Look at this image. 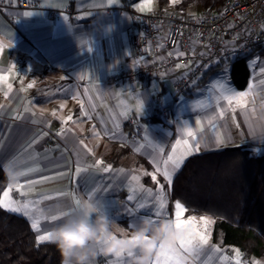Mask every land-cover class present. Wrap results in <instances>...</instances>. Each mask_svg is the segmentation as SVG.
Returning <instances> with one entry per match:
<instances>
[{
	"label": "crops",
	"instance_id": "obj_1",
	"mask_svg": "<svg viewBox=\"0 0 264 264\" xmlns=\"http://www.w3.org/2000/svg\"><path fill=\"white\" fill-rule=\"evenodd\" d=\"M11 1L13 7L0 9V165L12 160L25 173L9 181L5 191L13 183L12 196H36L50 214L64 216L47 220L50 224L43 223L41 231L75 212L77 199L92 196L114 221V229L123 230L118 234L131 239L142 217L174 218L172 180L190 156L235 146L264 155L261 52L246 59L250 76L243 89L232 78L210 82L221 75H211L219 69L231 68V73L232 61L211 68L215 71L205 82L187 93L209 86L210 97L192 112L176 111L172 71L140 76L135 85L111 81L139 63L152 68L157 59L168 57L164 51L155 55L150 50L145 58L133 52L135 26L126 8L149 12L185 6L196 13L207 7L183 5L184 0H41L45 8L57 10L51 16L44 8L20 9V0ZM229 96L234 97L231 103ZM161 103L173 107L167 119L157 115ZM77 168L82 169L78 174ZM166 169L171 183L164 177ZM48 198L51 205L45 203ZM188 215L184 207L181 216ZM209 217L213 227L216 219ZM109 258L116 261L117 256ZM101 259L99 255L96 261Z\"/></svg>",
	"mask_w": 264,
	"mask_h": 264
},
{
	"label": "trees",
	"instance_id": "obj_2",
	"mask_svg": "<svg viewBox=\"0 0 264 264\" xmlns=\"http://www.w3.org/2000/svg\"><path fill=\"white\" fill-rule=\"evenodd\" d=\"M224 0H184L208 9ZM264 55V51L261 52ZM247 57L232 60L235 87L249 81ZM205 74L203 82L208 78ZM172 180L171 197L187 214L215 217L214 241L239 247L245 257L264 255V155L241 146L197 153L190 156ZM0 165V202L8 186ZM29 220L6 210L0 203V264H62L51 241L37 243Z\"/></svg>",
	"mask_w": 264,
	"mask_h": 264
},
{
	"label": "built area",
	"instance_id": "obj_3",
	"mask_svg": "<svg viewBox=\"0 0 264 264\" xmlns=\"http://www.w3.org/2000/svg\"><path fill=\"white\" fill-rule=\"evenodd\" d=\"M0 0V9L13 7ZM20 9H46L41 0H20ZM135 26L131 34L133 52L148 57L167 52L152 68L139 63L133 71L114 75L112 82L135 85L140 76L174 72L177 94L189 93L219 62H229L264 51V0H224L219 6L193 13L185 6L175 10L139 11L126 8ZM183 53V55H181ZM173 107L157 106V115L167 119ZM132 120V116H129Z\"/></svg>",
	"mask_w": 264,
	"mask_h": 264
},
{
	"label": "clouds",
	"instance_id": "obj_4",
	"mask_svg": "<svg viewBox=\"0 0 264 264\" xmlns=\"http://www.w3.org/2000/svg\"><path fill=\"white\" fill-rule=\"evenodd\" d=\"M3 168L10 182L19 178L21 172L12 160L6 161ZM79 201L76 211L51 230V242L59 250L62 264H95L100 254L122 249L131 252L132 264H151L161 245L179 239L180 228L175 220L145 216L135 226L133 242L118 234L123 230L114 229V221L97 199L83 196Z\"/></svg>",
	"mask_w": 264,
	"mask_h": 264
},
{
	"label": "rangeland",
	"instance_id": "obj_5",
	"mask_svg": "<svg viewBox=\"0 0 264 264\" xmlns=\"http://www.w3.org/2000/svg\"><path fill=\"white\" fill-rule=\"evenodd\" d=\"M249 65L253 72L252 81L254 82L255 76H256V73H255L256 68H255L254 63L252 62ZM230 69L231 68L219 69V71L211 74L212 76L214 74H221V75H218V76L216 75L215 77H212V81L210 82H227L231 80L232 77L230 74ZM208 87H204V88H201V86L196 87L194 88L195 90L191 94H187V93L178 94V96L175 98V101L173 102L177 109L176 111L183 113L184 110H189L188 112H192L197 107H200L210 97ZM12 186H13V183L11 184V187ZM6 191H9V198L13 202L12 207L13 208L20 207L22 209L19 212L11 211L8 208H5L6 210L12 213L25 216L26 218H29L31 224L34 220L38 221L39 231L33 229L37 237L39 235H44L47 232H51L52 229L48 231L40 230L43 223L45 225L50 224L47 222V220H51L50 217L54 216L50 214L51 210H47L44 208L43 202H41V200H37L36 196H28V197L23 198V196L16 194V196L14 197L12 196V188L10 187H8ZM19 193L22 194V191H19ZM1 202H7L6 198L4 197V194L1 198ZM45 203H48L49 205H51L53 203V200L48 198L46 199ZM175 213H174L173 220L176 219ZM55 216L58 217L57 220L64 217L61 215H55ZM192 217L196 218L195 222L188 223ZM201 217H206L208 219L210 218L208 214H198V216H194V215L180 216V220L183 226L180 228L179 239L175 241L176 247L179 248V241L181 239H187L189 234H191L193 237H196L197 234L208 237L207 245H203V246L196 245L194 247V250L191 252L186 251L184 248H179L181 253L185 256L184 264H264V255L263 257L262 256L245 257L241 249L237 246L234 249L230 247L220 249L218 245H215L216 242H211L212 241L211 237H214L213 232H212L214 231L213 229L214 225L212 227L213 220L209 219L211 223L205 226L204 221L201 220ZM52 221L53 220H51L50 222ZM43 242H46V241H43ZM166 250L170 252L171 248L168 247L166 248ZM159 251L160 249H158L157 255ZM237 251L239 252L238 257H237ZM101 255L104 257V260L101 259L102 261H98V262L95 260V264H101L100 262H103V261H105L104 262L105 264H132V259L130 256L127 255V252L122 254L120 257H117L116 261L110 260L109 258L110 254L109 255L100 254V256ZM151 264H157V256L156 258L152 259Z\"/></svg>",
	"mask_w": 264,
	"mask_h": 264
},
{
	"label": "snow or ice",
	"instance_id": "obj_6",
	"mask_svg": "<svg viewBox=\"0 0 264 264\" xmlns=\"http://www.w3.org/2000/svg\"><path fill=\"white\" fill-rule=\"evenodd\" d=\"M26 15L30 16V15H32V13L29 12V13H26ZM181 55H183V53H181ZM235 95L236 96H245L247 94L246 93H237ZM233 98H234L233 96L227 97V99H229L230 103L232 102ZM61 107H63V105ZM140 107H142V105H140ZM85 115L87 116V113H85ZM71 119H72V117L69 116L68 120H71ZM191 134L192 133L189 130V135H191ZM185 143H187V142H185ZM187 150L190 151L191 146H188ZM197 150H198V146H197ZM101 163H102V161L97 162V164H101ZM174 163H175V166L178 168L180 161L177 160V161H174ZM103 170L109 171V168H104ZM80 171H82V169L77 168V174ZM24 174L25 173H20V175H24ZM164 177L168 180L169 183H171L172 174L167 169L164 171ZM133 179H137V177H133ZM152 179L153 180L156 179V176L154 174L152 175ZM9 187L11 188V185ZM20 187H23V186H20ZM4 197L6 198L7 202H0V203H2V206L4 208H8L11 211H17V212L22 210L20 207H15V208L12 207L13 202L9 198V191L4 192ZM129 199H132V197H129ZM79 202H80L79 199H77L75 201V204L78 205ZM161 207H163V204H161ZM175 208H176V213H175L176 226L178 228H181L183 226V224L180 220V216H181L182 212L184 211V207L179 201H177L175 204ZM25 214H27V213H25ZM156 215L158 217L159 213H156ZM50 219L55 221L58 219V217L57 216H51ZM195 220H196V218L192 217L188 223H193V222H195ZM201 220L204 221L205 226H207V224L211 223V221L206 217H201ZM31 226L33 229L39 231V222L38 221L34 220L32 222ZM131 239L133 242H135V240H136L135 237H132ZM43 241H51V232H47L46 234L39 235L37 237V243H41ZM207 244H208V237L207 236H202V235L197 234L196 237H193L191 234H189L187 239H181L179 241V248H184L186 251L191 252L194 250V247L196 245L203 246V245H207ZM168 247L171 248L170 252L166 250V248H168ZM179 248L175 246V242H169V243H165V244L161 245L159 247L160 251L157 255V264H184L185 256L181 253ZM125 252H127L128 256L131 255L130 251H125L123 249L116 252L115 255L117 257H120ZM238 256H239V252L237 251V257Z\"/></svg>",
	"mask_w": 264,
	"mask_h": 264
}]
</instances>
